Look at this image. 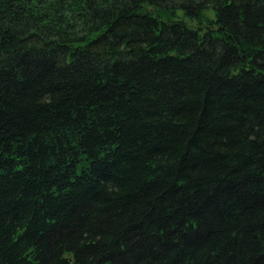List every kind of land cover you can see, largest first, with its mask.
<instances>
[{
    "label": "trees",
    "instance_id": "trees-1",
    "mask_svg": "<svg viewBox=\"0 0 264 264\" xmlns=\"http://www.w3.org/2000/svg\"><path fill=\"white\" fill-rule=\"evenodd\" d=\"M0 264H264V0H0Z\"/></svg>",
    "mask_w": 264,
    "mask_h": 264
},
{
    "label": "rangeland",
    "instance_id": "rangeland-1",
    "mask_svg": "<svg viewBox=\"0 0 264 264\" xmlns=\"http://www.w3.org/2000/svg\"><path fill=\"white\" fill-rule=\"evenodd\" d=\"M210 12V11H209Z\"/></svg>",
    "mask_w": 264,
    "mask_h": 264
}]
</instances>
